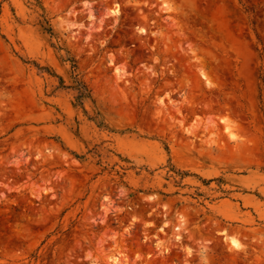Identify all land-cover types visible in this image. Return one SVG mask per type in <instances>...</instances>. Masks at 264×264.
Returning <instances> with one entry per match:
<instances>
[{
    "label": "rangeland",
    "instance_id": "1",
    "mask_svg": "<svg viewBox=\"0 0 264 264\" xmlns=\"http://www.w3.org/2000/svg\"><path fill=\"white\" fill-rule=\"evenodd\" d=\"M0 264H264V0H0Z\"/></svg>",
    "mask_w": 264,
    "mask_h": 264
},
{
    "label": "trees",
    "instance_id": "2",
    "mask_svg": "<svg viewBox=\"0 0 264 264\" xmlns=\"http://www.w3.org/2000/svg\"><path fill=\"white\" fill-rule=\"evenodd\" d=\"M75 83V104L81 105L83 103V99L89 96V89L87 85L77 77V75L75 76Z\"/></svg>",
    "mask_w": 264,
    "mask_h": 264
},
{
    "label": "bare ground",
    "instance_id": "3",
    "mask_svg": "<svg viewBox=\"0 0 264 264\" xmlns=\"http://www.w3.org/2000/svg\"><path fill=\"white\" fill-rule=\"evenodd\" d=\"M232 242L234 243V245L238 246V242L237 241L233 240Z\"/></svg>",
    "mask_w": 264,
    "mask_h": 264
}]
</instances>
